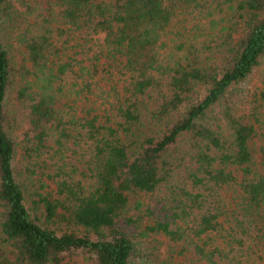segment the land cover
I'll return each mask as SVG.
<instances>
[{"label": "trees", "instance_id": "1", "mask_svg": "<svg viewBox=\"0 0 264 264\" xmlns=\"http://www.w3.org/2000/svg\"><path fill=\"white\" fill-rule=\"evenodd\" d=\"M138 191L142 234L264 264V0H0V264H144Z\"/></svg>", "mask_w": 264, "mask_h": 264}, {"label": "rangeland", "instance_id": "2", "mask_svg": "<svg viewBox=\"0 0 264 264\" xmlns=\"http://www.w3.org/2000/svg\"><path fill=\"white\" fill-rule=\"evenodd\" d=\"M8 49L11 51L14 62H18L21 58L20 47L18 41L13 37L12 30L9 34L8 41H5ZM258 79H255L253 83L249 84V88L256 85ZM17 85V83H16ZM17 86L11 89L8 98V112L11 118L12 126L8 131L12 137L16 140L19 147L22 145L24 138V132L27 129L26 121L23 116L22 107L17 99L16 94ZM202 91V90H200ZM130 205L132 207L131 215L138 218L137 222L129 224L126 229L131 233L135 239L138 248V260L142 259L144 264H160L164 259H171L173 264H196L193 262V255L188 251L187 253H181L180 245L170 242L166 237H160L155 232L143 233V230L149 225L154 224L155 220L159 217V210L156 205L155 197L152 198L150 194L143 192H132L129 194ZM143 202V205L137 207V203ZM141 255V256H140ZM79 264H89L85 255L76 257Z\"/></svg>", "mask_w": 264, "mask_h": 264}]
</instances>
